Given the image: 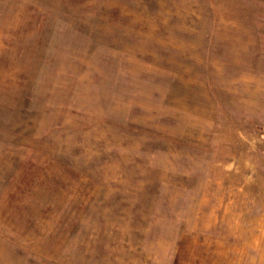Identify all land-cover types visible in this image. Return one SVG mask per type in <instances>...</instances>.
Listing matches in <instances>:
<instances>
[{
	"label": "rangeland",
	"instance_id": "rangeland-1",
	"mask_svg": "<svg viewBox=\"0 0 264 264\" xmlns=\"http://www.w3.org/2000/svg\"><path fill=\"white\" fill-rule=\"evenodd\" d=\"M0 264H264V0H0Z\"/></svg>",
	"mask_w": 264,
	"mask_h": 264
}]
</instances>
